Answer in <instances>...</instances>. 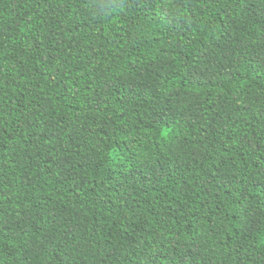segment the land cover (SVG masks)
<instances>
[{
	"label": "trees",
	"instance_id": "trees-1",
	"mask_svg": "<svg viewBox=\"0 0 264 264\" xmlns=\"http://www.w3.org/2000/svg\"><path fill=\"white\" fill-rule=\"evenodd\" d=\"M0 264H264V0H0Z\"/></svg>",
	"mask_w": 264,
	"mask_h": 264
}]
</instances>
